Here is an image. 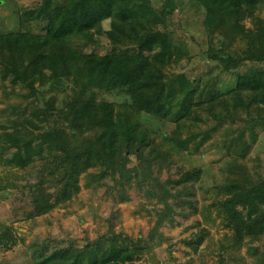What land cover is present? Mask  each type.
<instances>
[{"label": "trees", "instance_id": "16d2710c", "mask_svg": "<svg viewBox=\"0 0 264 264\" xmlns=\"http://www.w3.org/2000/svg\"><path fill=\"white\" fill-rule=\"evenodd\" d=\"M262 1L194 0L205 11L203 26L208 36L205 56L225 70H237L234 86L221 94L219 104L224 109L220 112L215 107L220 95L212 89L183 86L181 75L173 78L174 75L168 74L170 36L166 28L157 26L165 25L173 10L170 3L158 11L151 0H41L38 7L24 11L22 18L45 21L42 33H0L4 79L9 77L13 84L30 87L31 94L45 86L60 87L72 79L79 87L73 96H66L62 107L55 108L51 98L46 108L26 115L24 121L41 130L20 138L12 157L6 160L10 165L17 162L28 165L36 157L46 159L51 173L59 178L61 190L55 203L38 206L37 199L32 200L30 217L68 201L80 188V175L85 186H99L106 177L113 179L121 202L129 200L126 187L135 180L148 200L164 205L158 210L152 228V232L159 234L161 244L165 237L158 229L164 222H173L175 215L183 214L184 206L177 202L176 207L181 210L176 211L168 203L169 198L191 205L189 197L195 195L194 187L200 185L202 171L199 168L185 171L178 179L166 181L152 176L150 167L161 161L159 154L154 149L146 150L149 144L130 129L119 130L114 105L97 100L95 90L125 94L138 110L174 123V131L164 135L181 151L188 149L190 139H182L179 122L190 115L194 105L209 103L211 116L218 124L227 114L229 119L233 118L231 110L238 108L252 109L258 118L264 117V17L256 15ZM105 19L110 20L105 33L111 52L100 55L72 46L73 36L97 40ZM246 19L250 20V26L245 25ZM203 94L207 100H203ZM35 112L49 117L52 121L49 128L34 123ZM202 142L203 139L198 140L194 150ZM130 154L147 163L128 167ZM95 167L99 170L88 171ZM229 179L222 185L224 198L214 197L208 207L217 209V216L226 220L236 240L258 237L264 233V180L252 182L245 172ZM168 185L180 189L171 192ZM203 233L197 232L187 245L196 250L204 239ZM125 242L119 245L116 238H111L96 240L79 249L57 248L41 253L33 264H134L142 247Z\"/></svg>", "mask_w": 264, "mask_h": 264}, {"label": "rangeland", "instance_id": "374dc122", "mask_svg": "<svg viewBox=\"0 0 264 264\" xmlns=\"http://www.w3.org/2000/svg\"><path fill=\"white\" fill-rule=\"evenodd\" d=\"M151 2L158 11L168 3L173 8L165 25L157 26L166 28L170 36L168 74L174 75L173 78L181 75L183 86L212 89L220 95L215 100V107L219 112L223 111L224 106L219 104L221 94L234 86L237 70H225L221 64L205 56L208 36L203 26L204 8L194 0ZM40 3L41 0H0V33H42L45 21H24L22 18L24 11L36 8ZM256 15L264 17V0ZM245 25H251L249 19L245 20ZM101 26L97 40L86 41L73 36L72 46L79 51L100 55L111 52L105 33L110 28V20H103ZM3 73L0 63V264H33L41 253L69 246L79 249L96 240L111 238H116L119 245L126 241L142 247L134 264H264V233L236 240L226 220L217 216V209L208 207L214 197L224 198L222 185L230 180L229 176L238 177L245 172L252 182L264 180V117L258 118L252 109L238 108L231 110L233 118L229 119L227 114L218 124L211 116L209 103L194 105L190 115L179 122L182 139H190L188 149L181 151L164 135L174 131V123L138 110L125 94L95 90L97 100L114 105L119 130L130 129L149 144L146 150L154 149L159 154L161 161L150 167L152 176L166 181L178 179L185 171L198 168L202 171L200 185L194 187L195 195L189 197L191 205L169 198L168 203L176 211L181 210L176 207L177 202L184 206L183 214L175 215L173 222H164L158 229L165 237L159 244L160 236L152 232V228L158 210L164 205L148 200L135 180L126 187L125 195L129 200L121 202L113 179L106 177L99 186H85L83 175H80V188L68 201L30 217L32 200L37 199L38 206L55 203L61 190L59 178L51 173L46 159L36 157L28 165L23 162L10 165L6 160L12 157L20 138L41 130L27 124L23 118L36 109L46 108L51 98L55 108L62 107L66 96H73L79 87L72 79L60 87L45 86L31 94L30 87L13 84L9 77L3 78ZM202 97L207 100V95ZM34 116L36 125L49 128L52 121L46 114L35 112ZM66 131L71 132L67 127ZM200 139H203L202 145L194 150ZM142 163L147 162L130 154L127 166ZM98 170L97 167L88 169L91 172ZM230 172L234 174L230 175ZM168 187L171 192L180 189V186ZM202 230L204 239L194 250L187 241Z\"/></svg>", "mask_w": 264, "mask_h": 264}]
</instances>
